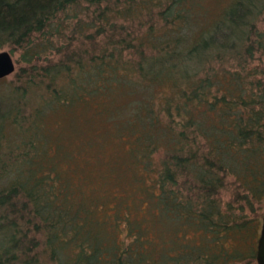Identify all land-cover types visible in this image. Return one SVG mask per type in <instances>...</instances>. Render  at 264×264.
Returning a JSON list of instances; mask_svg holds the SVG:
<instances>
[{
  "label": "trees",
  "instance_id": "1",
  "mask_svg": "<svg viewBox=\"0 0 264 264\" xmlns=\"http://www.w3.org/2000/svg\"><path fill=\"white\" fill-rule=\"evenodd\" d=\"M193 10L0 0V264L257 261L264 0Z\"/></svg>",
  "mask_w": 264,
  "mask_h": 264
},
{
  "label": "rangeland",
  "instance_id": "2",
  "mask_svg": "<svg viewBox=\"0 0 264 264\" xmlns=\"http://www.w3.org/2000/svg\"><path fill=\"white\" fill-rule=\"evenodd\" d=\"M148 1V0H147ZM151 1H155V0H151ZM191 2H193L194 4V10L196 14L193 15V18L196 22V25H198V27H203L206 25H209L210 23H212L215 19L219 18L222 11L225 9L226 6H228V4L233 1V0H190ZM198 27H196L198 29ZM4 50H8V48H4ZM15 60L16 63V70L21 66L18 63V58H19V54L18 53H12L10 52ZM261 61L257 60L255 62V64H259ZM15 70V71H16ZM14 75V73L12 74ZM12 75L8 76L7 78L10 79L12 77ZM231 194V188H227L224 192H223V197L225 200H227L230 197ZM149 237H152L153 240H155V235H153V233L151 234V236L149 235ZM200 240V236H197V241ZM164 241H165V245H170V241H169V236L166 235L164 237ZM243 264H247V263H243ZM250 264V263H248ZM251 264H258L257 261L251 263Z\"/></svg>",
  "mask_w": 264,
  "mask_h": 264
},
{
  "label": "water",
  "instance_id": "3",
  "mask_svg": "<svg viewBox=\"0 0 264 264\" xmlns=\"http://www.w3.org/2000/svg\"><path fill=\"white\" fill-rule=\"evenodd\" d=\"M16 70L15 60L8 50L0 51V79L12 75ZM257 262L264 264V217L257 246Z\"/></svg>",
  "mask_w": 264,
  "mask_h": 264
}]
</instances>
